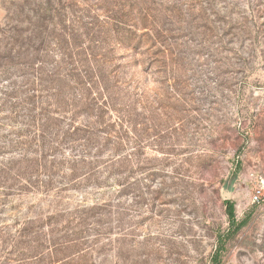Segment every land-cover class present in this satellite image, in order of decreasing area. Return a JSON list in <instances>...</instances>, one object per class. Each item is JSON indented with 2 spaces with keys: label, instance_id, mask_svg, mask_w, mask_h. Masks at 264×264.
Returning <instances> with one entry per match:
<instances>
[{
  "label": "rangeland",
  "instance_id": "obj_1",
  "mask_svg": "<svg viewBox=\"0 0 264 264\" xmlns=\"http://www.w3.org/2000/svg\"><path fill=\"white\" fill-rule=\"evenodd\" d=\"M0 264H264V0H0Z\"/></svg>",
  "mask_w": 264,
  "mask_h": 264
},
{
  "label": "trees",
  "instance_id": "obj_2",
  "mask_svg": "<svg viewBox=\"0 0 264 264\" xmlns=\"http://www.w3.org/2000/svg\"><path fill=\"white\" fill-rule=\"evenodd\" d=\"M228 215H229L231 225L232 226L236 225V230H239L240 228H242L245 225L246 221H242V222L237 224L234 204L231 202H228Z\"/></svg>",
  "mask_w": 264,
  "mask_h": 264
}]
</instances>
